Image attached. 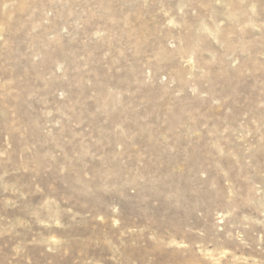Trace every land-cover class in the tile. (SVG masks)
Instances as JSON below:
<instances>
[{
  "label": "rangeland",
  "instance_id": "374dc122",
  "mask_svg": "<svg viewBox=\"0 0 264 264\" xmlns=\"http://www.w3.org/2000/svg\"><path fill=\"white\" fill-rule=\"evenodd\" d=\"M0 264H264V0H0Z\"/></svg>",
  "mask_w": 264,
  "mask_h": 264
}]
</instances>
